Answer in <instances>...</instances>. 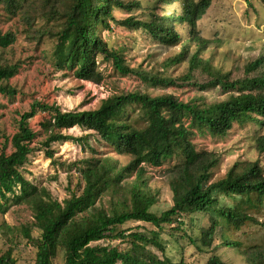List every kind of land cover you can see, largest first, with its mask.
I'll use <instances>...</instances> for the list:
<instances>
[{
	"label": "trees",
	"instance_id": "16d2710c",
	"mask_svg": "<svg viewBox=\"0 0 264 264\" xmlns=\"http://www.w3.org/2000/svg\"><path fill=\"white\" fill-rule=\"evenodd\" d=\"M159 2H178L181 12L163 15L152 12L148 19L135 15L116 18L114 7L131 11L141 6L140 0H0L8 14H19L23 24L38 34L39 42L45 36L53 39L52 64L60 71L72 72L80 80L102 83L104 73L98 63L101 55L117 74L135 75L149 87L180 86L178 80H192L193 71L200 70L209 77L206 82H194L200 90L220 88L229 93L220 101L194 103L182 101L172 93L152 95L141 90L125 91L102 99L93 109L63 110L57 104L34 101L28 110L19 113L18 129L11 138L13 150L0 153V197L6 203L26 204L31 209L40 234L32 236L27 227L23 232L37 247V264H53L60 250L64 252L65 264H187L184 260L161 257L154 251V248L165 251L159 232L149 235L119 226L135 220L150 222L162 229L168 221L183 224L185 214L205 212L212 215L210 225L201 232L204 242L210 243L220 228L224 245L239 247L240 242L231 240L225 230H239L247 223L262 222L255 215V211L264 208V170L259 162L246 165L236 162L225 176L212 180L213 168L219 159L214 151L198 150L191 137L193 128L224 135L235 122L256 121L264 127V56L246 64L244 77L232 79L230 71L215 67L201 55L204 40L198 34L196 21L207 12L212 0ZM110 21L131 30L145 31L166 44L179 39L175 22H188L190 41L182 44L178 55L166 61L171 65L188 59L186 75L174 79L129 65L122 51L110 46L101 36L102 29L111 28ZM16 40V32L0 29V49H7ZM193 42L198 47L191 53ZM20 65L0 63V81L14 77ZM0 93L14 96L17 89L2 83ZM39 112L49 115L40 123L45 137L38 149L48 158H54L53 143L72 138L64 131L78 126L95 131L118 154L131 155L132 160L124 167L110 158L91 162L82 169L83 192L63 201L55 199L47 187L28 179L22 170L37 149L33 145L36 132L30 119ZM258 148L264 151V134L258 139ZM177 152L182 161L171 169L173 205L158 214L151 210L156 197L141 185L144 165L161 166ZM132 171L140 179L131 190L132 206L115 208L111 213L94 209L97 197ZM222 198L231 201L222 203ZM0 210H5L1 202ZM105 238L126 240L128 246L121 249L92 244ZM250 256V264H264V250H254ZM0 264L17 262L7 252L0 254ZM207 264L229 263L213 254Z\"/></svg>",
	"mask_w": 264,
	"mask_h": 264
},
{
	"label": "rangeland",
	"instance_id": "374dc122",
	"mask_svg": "<svg viewBox=\"0 0 264 264\" xmlns=\"http://www.w3.org/2000/svg\"><path fill=\"white\" fill-rule=\"evenodd\" d=\"M133 1V0H125ZM141 6L131 11L114 7L113 15L124 18L129 15L148 19L152 12L163 15L180 13L178 2L161 3L159 0H140ZM110 29H102L101 36L108 44L120 49L126 61L133 67H142L153 73H164L177 79L188 71V59L171 65L167 59L182 51V44L190 41L188 22H175L174 27L179 39L172 44L161 43L150 37L145 31L131 30L110 21ZM0 29L13 30L17 34L16 42L7 49H0V63H20L18 73L8 81L17 89L14 96L0 93V153H10L13 148L11 138L18 129L19 113L30 108L34 101L57 104L63 110H85L99 106L102 99L120 92H148L152 95L172 93L185 102H215L226 99L229 93L220 88L200 90L195 81H208L207 74L194 70L192 80H178L180 86H146L137 76L117 74L111 63L98 56L99 68L104 73L102 83H94L76 78L72 72L60 71L51 62L54 40L48 36L40 42L38 34L24 25L20 15H10L0 4ZM198 34L204 40L202 56L223 71H230L231 78L245 76V66L250 61L264 56V0H212L207 12L196 21ZM34 35V36H33ZM198 44H191V53ZM135 115V112H132ZM49 115L39 112L30 119V125L36 132L34 141L36 151L30 161L22 168L25 176L39 186L47 187L53 197L60 201L73 194L80 195L85 186L82 169L98 159L110 158L124 167L132 160L131 155L118 154L114 147L93 130L75 126L64 132L72 138L52 144L54 158H48L44 151L38 150L45 134L41 122ZM190 123V120H187ZM264 134V127L256 121L235 122L224 135H214L208 130L193 128L191 137L198 150L214 151L219 159L213 168L212 180L225 176L236 162L246 165L258 161L264 170V151L258 148V139ZM179 151V150H178ZM179 152L167 158L161 166L144 165L142 187L156 197L151 210L160 214L173 205L170 187L171 169L180 163ZM243 167V166H242ZM136 171L126 172L116 185L111 186L94 203V209H104L111 213L115 208L121 210L132 206L131 190L139 184ZM18 190V189H17ZM231 201L222 198L221 202ZM5 210H0V254L10 252L17 264H37V247L24 234L23 229H30L31 235L38 237L40 231L34 225L31 209L26 204H12L0 197ZM210 213L200 212L185 214L183 224L168 221L162 229L150 222L131 220L119 226L122 229L141 231L152 235L159 232L165 244V251H154L161 257L172 261L184 260L187 264H207L208 259L217 254L229 264H250V254L254 250H264V208L255 211L261 223H247L241 229H226V235L233 241L240 242L239 247L225 246L221 229L217 228L213 240L204 242L202 230L211 223ZM92 244L128 246L126 240L105 238ZM53 264H65L62 250L53 258Z\"/></svg>",
	"mask_w": 264,
	"mask_h": 264
}]
</instances>
